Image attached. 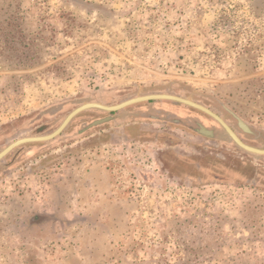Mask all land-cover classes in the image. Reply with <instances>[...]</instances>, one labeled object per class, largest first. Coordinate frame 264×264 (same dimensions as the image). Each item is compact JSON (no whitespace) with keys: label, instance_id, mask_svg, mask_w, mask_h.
<instances>
[{"label":"rangeland","instance_id":"1","mask_svg":"<svg viewBox=\"0 0 264 264\" xmlns=\"http://www.w3.org/2000/svg\"><path fill=\"white\" fill-rule=\"evenodd\" d=\"M151 94L264 149V0H0V151ZM183 108L160 151L117 143L132 119L80 134L92 109L3 159L0 264H264V156Z\"/></svg>","mask_w":264,"mask_h":264},{"label":"flooded vegetation","instance_id":"2","mask_svg":"<svg viewBox=\"0 0 264 264\" xmlns=\"http://www.w3.org/2000/svg\"><path fill=\"white\" fill-rule=\"evenodd\" d=\"M131 99V98H130ZM126 100H129V99H126ZM126 100H123L122 102L126 101ZM187 100V99H186ZM193 102V101H192ZM121 103V102H120ZM118 103V104H120ZM147 104L145 106H135V105H138V104ZM154 103H157L156 106H151V105H154ZM171 103V104H170ZM195 103V102H194ZM198 104V103H197ZM103 105V104H101ZM117 105V104H115ZM200 105V104H199ZM105 106H112V105H105ZM162 106H166L167 109H165L164 107ZM184 106H187L193 110H196L198 112H202L198 109H195L193 107H190L188 105H185V104H182L180 102H176V101H172V100H150V101H144V102H139V103H136V104H133L131 106H128V107H125L121 110H118V111H115V112H107V111H103V110H100V109H96V110H100L104 113H106L107 115L102 117L101 119H97V120H102V119H105V118H109L108 121L106 122H103L102 124L100 125H104V124H107V123H110V122H118L119 124H121L123 121H128L127 119H132L130 120L131 122H126L125 125L124 124H121L122 128H123V131L120 132L118 134V137L116 135V141L118 144H122V145H132V146H138V149L142 148L145 152L147 153H150L151 152V149L153 148V146L155 145L157 148H158V151L162 150V148H167L168 147V140L169 139V135H167V130L165 128V132L166 133H163V131L159 130V131H154L153 128H160V127H163L161 125H159L160 123H165V125L167 124H170V126H176V127H182L181 126V122L182 120H184V115H183V110H184ZM130 107H135V109H132V110H128ZM204 107V106H203ZM206 108V107H205ZM76 109V108H75ZM208 109V108H207ZM89 110H92V109H89ZM210 110V109H209ZM87 111V110H86ZM211 111V110H210ZM72 112V111H71ZM84 112V111H83ZM213 112V111H211ZM82 113V112H81ZM80 113V114H81ZM204 115H207L205 114L204 112H202ZM214 113V112H213ZM216 114V113H214ZM218 114V113H217ZM216 114V115H217ZM79 115V114H78ZM176 116V117H175ZM209 116V115H208ZM218 116L228 125V127L236 134V136L244 143L243 141V138H241L239 136V134L236 132L235 128L230 125L229 123L226 122V120L220 115L218 114ZM76 117V116H75ZM74 117V118H75ZM166 118V119H172V122L171 123H166L162 118ZM175 117V118H174ZM210 117V116H209ZM66 118V117H65ZM73 118V119H74ZM212 118V117H211ZM72 119V120H73ZM213 119V118H212ZM237 119V123H238V120H240L239 118H236ZM71 120V121H72ZM95 120V121H97ZM70 121V122H71ZM149 121V122H147ZM158 122L159 124H153L152 122ZM213 121H215L213 119ZM63 122V121H62ZM61 122V123H62ZM94 122V121H93ZM92 122V123H93ZM243 122V121H242ZM91 123V124H92ZM216 123L221 127V125L216 121ZM244 123V122H243ZM70 124V123H69ZM68 124V125H69ZM90 124V125H91ZM245 124V123H244ZM61 125V124H60ZM59 125V126H60ZM67 125V127H68ZM90 125H88L85 129H83L81 133H83L84 131H87L91 128H94V127H98L100 125H97V126H93V127H90ZM246 125V124H245ZM58 126V127H59ZM124 126H126L124 128ZM169 126V127H170ZM200 126L202 125H198L197 129L195 130V133H197L199 136L201 135L198 130L200 128ZM247 126V125H246ZM57 127V128H58ZM66 127V128H67ZM168 127V128H169ZM56 128V129H57ZM65 128V129H66ZM205 128V127H204ZM248 128V126H247ZM55 129V130H56ZM64 129V130H65ZM172 129V128H170ZM221 129L224 131V133L228 136V134L225 132V130L221 127ZM249 129V128H248ZM54 130V131H55ZM64 130L57 136L59 137L63 132ZM174 130H177L179 131L178 128L174 129ZM209 130V129H207ZM172 132L173 129L171 130ZM181 133H183V129H180ZM209 131H212V130H209ZM250 131V129H249ZM213 132V136L212 137H205L203 135V137L207 138V139H213L216 137V132L212 131ZM52 133V132H51ZM252 132L250 131V133H248L249 135L251 134ZM247 134V135H248ZM48 135V134H46ZM40 136H44V135H40ZM32 137H38V136H32ZM57 137H55L54 139H56ZM229 137V136H228ZM24 138H27V137H24ZM230 138V137H229ZM19 139H22V138H19ZM19 139H16V140H19ZM54 139L50 140V141H53ZM231 139V138H230ZM16 140H14L13 142H15ZM232 141V139H231ZM11 142V143H13ZM49 142V141H47ZM11 143H9L8 145H10ZM35 143H44V142H35ZM234 143V142H233ZM26 144H34V143H26ZM26 144H22V145H19L18 147L12 149V151H10L3 159H5L8 155L12 154L14 151L18 150L21 146L23 145H26ZM245 144V143H244ZM8 145H6L3 149H5ZM246 145V144H245ZM238 146V145H237ZM248 146V145H247ZM239 147V146H238ZM251 147V146H250ZM2 149V150H3ZM242 149V148H241ZM1 150V151H2ZM132 150H135V148H132ZM0 151V152H1ZM246 151V150H245ZM248 152V151H247ZM2 159V160H3ZM0 160V162L2 161Z\"/></svg>","mask_w":264,"mask_h":264},{"label":"water","instance_id":"3","mask_svg":"<svg viewBox=\"0 0 264 264\" xmlns=\"http://www.w3.org/2000/svg\"><path fill=\"white\" fill-rule=\"evenodd\" d=\"M164 99L180 102L182 104L188 105L190 107H193L195 109H198V110L204 112L205 114L212 117L215 121H217L221 125V127L225 130V132L228 134V136L232 139V141L236 145H238L240 148L248 151L249 153L264 156V149H258V148H254V147H250V146L245 145L218 115L214 114L213 112H211L209 109L203 107L202 105H199V104L194 103L190 100H186V99L174 96V95L151 94V95H144V96H138L135 98H131L129 100L121 102L120 104L112 105V106H105V105H101L99 103H85V104L77 107L76 109H74L72 112H70L66 116V118L63 120L61 125L52 133H50L48 135H44V136L22 138V139L16 140L15 142L8 145L5 149H3L0 152V160H2L10 151H12V149L18 147L19 145L26 144V143H35V142H47V141L54 139L67 127V125L70 123V121L75 116H77L78 114H80L83 111H86L89 109H100V110L107 111V112H115V111L121 110L125 107L139 103V102L150 101V100H164ZM108 120H109V118L94 121L90 125V127L100 125L103 122H106ZM238 125L243 131L250 133L247 126L241 120H238ZM198 132L205 137H212L213 136V132L207 130L203 126H200Z\"/></svg>","mask_w":264,"mask_h":264},{"label":"trees","instance_id":"4","mask_svg":"<svg viewBox=\"0 0 264 264\" xmlns=\"http://www.w3.org/2000/svg\"><path fill=\"white\" fill-rule=\"evenodd\" d=\"M44 218L43 217H41V216H36V217H34V223H36V222H40V221H42Z\"/></svg>","mask_w":264,"mask_h":264}]
</instances>
